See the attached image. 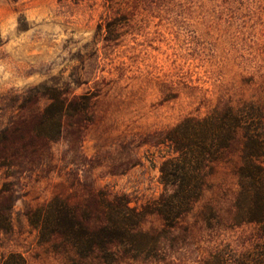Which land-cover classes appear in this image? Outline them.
I'll list each match as a JSON object with an SVG mask.
<instances>
[{
	"label": "rangeland",
	"instance_id": "obj_1",
	"mask_svg": "<svg viewBox=\"0 0 264 264\" xmlns=\"http://www.w3.org/2000/svg\"><path fill=\"white\" fill-rule=\"evenodd\" d=\"M249 101L264 110V0H0V261L106 264L41 241L31 217L60 197L98 227L101 193L143 210L165 192L167 133ZM238 163L212 165L175 227L147 215L144 248H113L117 264H221L259 246L258 224L232 220Z\"/></svg>",
	"mask_w": 264,
	"mask_h": 264
},
{
	"label": "trees",
	"instance_id": "obj_2",
	"mask_svg": "<svg viewBox=\"0 0 264 264\" xmlns=\"http://www.w3.org/2000/svg\"><path fill=\"white\" fill-rule=\"evenodd\" d=\"M60 122V116L58 117ZM60 127H58V131ZM167 141L175 153L160 165V181L165 192L143 210L131 207L125 197L109 200L104 193L100 202L104 221L91 227L81 219L74 208L60 197H54L35 212L31 221L38 230L41 241L54 237L60 246L72 250L78 257L87 258L100 250L106 264H117L113 251L121 247L132 255L144 248L145 234L139 227L147 215L156 214L168 228L189 213L207 187L208 171L219 161L234 164L238 189L234 200L236 213L233 223H256L260 226L261 244L252 251L236 257L224 258L227 264H264V110L249 101L238 106L215 108L203 118L188 117L167 133ZM1 163V157H0ZM11 203L0 191V234L12 226ZM134 256V255H132ZM227 261V260H229ZM0 264H26L20 253H9Z\"/></svg>",
	"mask_w": 264,
	"mask_h": 264
}]
</instances>
